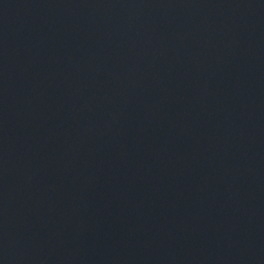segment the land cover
I'll return each mask as SVG.
<instances>
[{
    "label": "water",
    "instance_id": "obj_1",
    "mask_svg": "<svg viewBox=\"0 0 264 264\" xmlns=\"http://www.w3.org/2000/svg\"><path fill=\"white\" fill-rule=\"evenodd\" d=\"M0 264H264V0H0Z\"/></svg>",
    "mask_w": 264,
    "mask_h": 264
}]
</instances>
